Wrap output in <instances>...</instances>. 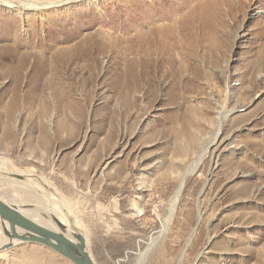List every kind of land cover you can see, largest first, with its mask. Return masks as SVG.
<instances>
[{
	"label": "rangeland",
	"instance_id": "rangeland-1",
	"mask_svg": "<svg viewBox=\"0 0 264 264\" xmlns=\"http://www.w3.org/2000/svg\"><path fill=\"white\" fill-rule=\"evenodd\" d=\"M14 2L0 182L20 176L0 192L77 220L96 264H138L152 240L141 264H264V0ZM26 179L49 197L25 202ZM0 264L73 263L28 243Z\"/></svg>",
	"mask_w": 264,
	"mask_h": 264
},
{
	"label": "water",
	"instance_id": "water-1",
	"mask_svg": "<svg viewBox=\"0 0 264 264\" xmlns=\"http://www.w3.org/2000/svg\"><path fill=\"white\" fill-rule=\"evenodd\" d=\"M21 207L8 204L0 199V222L5 235L11 240L23 244H40L60 254L73 264H96L87 251L85 237L79 232L68 234V228L59 219L53 217V223L59 232L37 223L21 212ZM29 209V208H22ZM14 245H7L6 249Z\"/></svg>",
	"mask_w": 264,
	"mask_h": 264
},
{
	"label": "bare ground",
	"instance_id": "bare-ground-1",
	"mask_svg": "<svg viewBox=\"0 0 264 264\" xmlns=\"http://www.w3.org/2000/svg\"><path fill=\"white\" fill-rule=\"evenodd\" d=\"M81 1H87V0H53V1H31L30 2H27V3H24V2H20L21 3V6L24 8V9H30V10H44V9H48V8H51V7H55V6H61V5H67V4H70L72 2H76V3H79ZM89 1H92V0H89ZM0 3L3 4L4 6H7V7H15V2L14 0H0ZM18 3V2H17ZM19 3V4H20ZM239 3L247 8L248 7V4L250 3V0L249 2L247 1H244V0H239ZM251 6V5H250ZM223 119V115L221 117V121ZM220 133V127H219V131ZM219 133H217V136H216V139L215 141L217 140L218 138V135ZM214 141V142H215ZM207 152V151H206ZM206 154V153H205ZM12 169V168H11ZM192 169V167H191ZM4 170V169H3ZM1 174V173H0ZM4 175H2V181L0 182V189L1 188H4L6 183H11V184H14L15 183V178L12 177V176H20V174H16L12 171H5L3 172ZM17 179V178H16ZM27 181H30L31 183H25L23 182L22 184H18L20 186L19 189H23V197H29L30 195H34L35 194V191L33 192L32 189L36 188V189H39L41 194L43 196H46V197H49V190L46 189L44 187V185L40 182V181H33L32 179H26ZM17 181H19L17 179ZM20 183V182H19ZM182 187H183V182L180 186V190L178 192V195L180 193V191L182 190ZM13 189V188H12ZM19 189H15L14 192H17V190ZM3 190V189H2ZM7 190V189H6ZM9 192V191H8ZM6 192H0V199L5 201L6 203L8 204H13L14 202H16L15 200H10L7 196H5ZM16 194V193H14ZM51 194V193H50ZM35 195H38L37 193ZM56 196V195H55ZM20 197V196H19ZM48 200V199H47ZM23 201V199H22ZM21 201V202H22ZM33 201V198H31L30 196V200H25V202H31ZM69 201V200H68ZM177 201H178V196L174 198L173 200V203L171 204L172 207L170 209V215L168 217L165 218V220L163 221L162 223V227H163V230H167L169 225L171 224V221H172V218H171V215L174 211V207L175 205L177 204ZM19 202V201H18ZM44 202V201H43ZM42 202V203H43ZM40 204V203H39ZM16 205V204H15ZM43 205V204H42ZM61 207V206H60ZM136 207V206H135ZM20 209V208H19ZM22 213H24L25 215H27L28 217H30L31 219H33L34 221H36L37 223H40L42 224L43 226L45 227H48V228H51L57 232L60 231V229L53 223V217H56L57 219H59L63 224L66 225V227L68 228V234L69 235H72V233L74 232H77V228L79 227V222L76 220L75 223L73 224V222L69 221V218L62 212V210L60 208H57L55 207L53 209L54 213L51 214L50 213H47L44 217L42 216L40 213V209H20ZM52 210V209H51ZM141 211H139L140 213ZM52 215V216H51ZM80 233V232H79ZM81 234V233H80ZM84 236V235H83ZM85 237V236H84ZM86 239V243H87V251L89 252V254L91 255V257L93 258L90 250H89V239H87V237H85ZM13 244L14 246L18 245V244H23L22 242H19L17 240H11L10 238H8L5 233H4V230H3V227H1V222H0V254H4L8 249H6L7 245L9 244ZM31 244V243H29ZM155 246V241L152 240L151 243L149 244L146 252L144 255H142V259H141V262L138 263V264H141L143 261H145L147 255L149 254L150 250Z\"/></svg>",
	"mask_w": 264,
	"mask_h": 264
}]
</instances>
